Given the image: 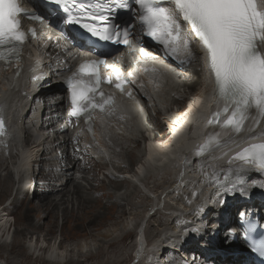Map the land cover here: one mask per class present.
Returning a JSON list of instances; mask_svg holds the SVG:
<instances>
[{"label":"bare ground","instance_id":"obj_1","mask_svg":"<svg viewBox=\"0 0 264 264\" xmlns=\"http://www.w3.org/2000/svg\"><path fill=\"white\" fill-rule=\"evenodd\" d=\"M201 56V53H198L196 57L197 63L194 66L192 73L187 72L185 74L186 76L183 77V81L180 80L183 85L179 87L178 93L181 91L185 93L184 89L187 88L191 91L198 92L202 97L208 94L209 77ZM155 74L156 78L152 77L148 89L149 87L159 88L162 85L167 87L174 86L173 78L170 74L163 70L156 71ZM27 79L28 86L25 85L23 88L19 84L14 87L15 92L12 102L10 101L8 104L0 105V119L3 120L6 125H9L10 121L12 126L15 128L21 127L22 125H33L39 126L40 129L44 131H48L52 128H55V131L52 134H48L47 136L44 134L42 136V140H35L32 142V147L29 148L26 153H24L17 163L14 162L15 165H18L14 170L20 173L23 172L24 168L26 167L28 159L36 160L35 163L37 166V170H35V172L33 171L32 175L28 174L25 179H23L20 183H17V186H19L17 187L15 194L16 200L23 203L25 201L31 203V201L36 200L37 202H34V204H41L40 206H31L29 204L28 207L31 211L38 209L40 214L37 217L47 220L46 223L41 225L30 223L34 230L40 232L42 231L41 233L45 235L44 237H39V239H41L45 245H47L46 242H48L46 235L53 232L55 223L53 214L55 216L56 212L62 211L63 218L66 220V223L71 222L70 217H72V219L76 222L72 227L73 229H79L82 226V228L85 227L86 230H89V227L92 225L98 226V230L94 233H86V239H84L82 242H75L65 247H61V244L56 247L55 243H53L51 247V244L48 243L45 251H48L47 254L49 257L55 259L58 257L66 258L69 256V264H83V250L84 248H90L92 244L97 252L95 255L86 257L87 260L93 258L95 260H100V263L102 264L128 263L131 260L128 250L130 251L132 246L127 247L123 245L124 238H120L122 236V231H124L136 220H140L141 217H143V215L147 212L150 201L148 200L149 202H146V206L143 209V207H137V205H135L133 202L134 196L137 192H131L129 190L128 192L124 191L122 194H119L123 186L127 183V181L122 178L107 177V183H104V179H100L99 177L101 171L104 170L103 164L93 159L90 154L91 149L94 148V143L87 139H83V137L78 134L73 135L72 131L70 132L64 128L63 124L66 120L65 102L60 96L58 90L54 88L45 90L46 86H49V83H41L40 81L37 83L38 86L33 87L31 85L32 81H29L30 78L27 77ZM38 88L41 91L38 94H35V90ZM4 97L5 90L2 89V91H0V103L4 101ZM54 97L56 98L51 99L50 101L48 100V98ZM198 115V118L194 119L192 122L196 126L202 124V119H200L202 116V111L199 112ZM186 116L187 115L182 117L181 120H183ZM181 120H177L176 123H179ZM254 121L255 122L251 125L253 130L250 133V138L261 139L264 141V112H255ZM57 123L59 124L57 125ZM173 126L174 124H169L170 128H173ZM154 127L155 126L153 124V126L151 125L149 129L153 131L156 128ZM242 137V134H240L227 139L219 151L205 152L200 163L194 164V173L190 174L188 179L192 180L193 182L196 178H199L201 174L204 176V178H207L205 176L207 174L204 168L217 163L219 164L220 161L218 162L217 159L219 158L220 154H223L227 150L229 151L239 146ZM10 139L13 140L12 145L14 148H16L17 145L15 137L10 136ZM96 139L101 142L100 135L96 134ZM198 141L199 137L196 131H194L190 136L188 143H186L184 140H181L179 146L175 150L172 146H167L163 153V162L165 164L168 163L170 158L174 157L175 153H178L179 151L183 152V154L187 153L192 146L198 143ZM56 150L57 152L60 151V154H58ZM12 159L13 155L11 153H6L5 151L2 153V156H0L1 197L7 193L9 184L14 183L11 170L8 166L10 165V160ZM128 160V164L118 168L119 171L129 170L131 168V163H133V160L132 158H129ZM228 167L232 173H236L238 169H243L246 171V174L238 176L235 179V175L223 172L219 175V179L211 184L214 189L210 192V194L206 196L205 193H202L199 196L201 198L199 202H205L206 207L213 214H216L221 210H225L226 207H239V200L251 197L257 193L254 188L258 187V183L256 181L252 183V178H254V176L249 173V168L244 166ZM156 169V165H151L150 173H153ZM75 173L80 174L79 180H77L75 177ZM183 175L184 171L179 169L177 176L181 177ZM248 177H251V179H248ZM38 181L47 183L48 185L40 187L37 183ZM77 181L86 183L89 188H82L80 183ZM167 183L168 180L166 178H162L156 190H159L161 185H167ZM246 183H249V185L252 183L253 189H249L246 186ZM14 186H16L15 183ZM185 186L186 185L181 187V189L178 191V195L173 199H170V197L166 199H170L172 205L184 203L186 200V194L185 189L182 188ZM93 193H95V195H93ZM138 197L140 198V196ZM94 198L97 199L95 200ZM106 198H108L109 202L103 203L104 199ZM73 200H75L77 203L76 213L73 210L67 211V207L64 206L65 204L67 205L68 202L71 203ZM160 202L161 200L159 199V203ZM102 203L106 204L107 208L111 211L117 209V217H115L113 213L111 217L106 218L104 216L103 210L106 207L103 206ZM172 205L170 209H173ZM97 210H99V212H97ZM242 210L243 209L240 211ZM80 211L83 214L82 216L79 214ZM263 214L264 213L262 212V215ZM165 216L166 214L164 213L163 216L160 215L158 218L153 217L150 220V224L152 222L158 223V228L152 226V228L156 230L157 233H150V237L160 236L163 232L162 230H166L167 234V230H172L177 226V217H170V221L167 222L168 224H165V219L163 218ZM26 218L28 221H31L32 216L29 212L26 213ZM189 221L192 223L187 229L191 230L194 236L199 237L201 244L206 245V239L208 236H210V232L205 229V219L195 217L193 219L190 218ZM6 223L7 221L0 217V241H2L4 238L5 232H3L2 229L5 227ZM227 224L228 222H226L225 225ZM67 229L69 228H66L64 225L62 226V229L59 228V232L65 234ZM224 237L228 238V235ZM227 238H224L225 242H227ZM179 239L180 238L167 239L162 242V245L160 242L156 243V253L153 252V257L148 259L147 263L142 264H200L197 260V254L199 253V250L197 251L193 246H189V248L187 247L186 250H190L194 256L193 254H190V256L188 255L186 258H182L179 256L177 248L174 249V253L167 256L166 251L163 249L165 244L171 243L172 245L179 247ZM219 244L221 243L218 242V245ZM34 246L35 250H37V239L34 242ZM121 246L124 248H121ZM42 247L44 246H41V249H43ZM155 249L156 248H154V251ZM231 249H234V247ZM241 250L242 246H240V251ZM40 251L41 250H39V252ZM223 256L224 257L218 256L211 259L217 261L213 262L215 264H219L218 261L220 260H222L220 264H230L231 259L236 257V254L232 252V254L226 253L223 254ZM71 257H75L76 259H71ZM242 257L245 259V255ZM8 259L9 258L2 260L0 258V264H13L11 261H8Z\"/></svg>","mask_w":264,"mask_h":264},{"label":"snow or ice","instance_id":"obj_2","mask_svg":"<svg viewBox=\"0 0 264 264\" xmlns=\"http://www.w3.org/2000/svg\"><path fill=\"white\" fill-rule=\"evenodd\" d=\"M56 2L60 3V0ZM139 2L141 6H145L151 4L152 0ZM171 2L174 5L172 9L146 7L142 22L147 26V37L167 49L169 43L162 37L171 36L173 31L179 33L180 24L177 20L182 17L189 25V34L194 36L206 51L219 92L230 97L236 109L232 118L227 119V124L239 127V122L234 124V120L236 114L242 111L241 106L246 110L254 105L257 110L264 112V54H261L264 50V13L257 11L254 0ZM127 4L128 0H108L105 7L101 0L94 4L92 0H72V8L66 5L64 11L68 13L69 23L81 25L92 35H100V32L98 27L90 25H107L104 27L103 39L131 48L128 27H122L115 21L116 11L126 8ZM73 8L76 9L75 12ZM20 13L17 0H0V46L24 40V33L19 30L20 22L17 19ZM84 16L90 19H82ZM2 59L4 54L0 52V60ZM97 63L99 62L82 64L80 72L96 75ZM116 86L120 87L119 84ZM83 87L80 81H70L68 84L71 114L74 117H79L81 109L86 106L83 103ZM78 89L81 90L78 92ZM88 102L91 103L90 100ZM227 110L228 106L225 104L224 111ZM218 115L219 112L216 113V116ZM2 128L3 120H0V129ZM251 155L264 165V145L260 146V151H254Z\"/></svg>","mask_w":264,"mask_h":264},{"label":"rangeland","instance_id":"obj_3","mask_svg":"<svg viewBox=\"0 0 264 264\" xmlns=\"http://www.w3.org/2000/svg\"><path fill=\"white\" fill-rule=\"evenodd\" d=\"M56 152H57V150H56ZM58 153L60 154V151H58ZM125 161L129 162L128 159H126ZM6 164H9V163H6ZM131 164H133V163H131ZM102 172H103V170L99 174L100 179H102L101 177H103ZM0 173H1V171H0ZM77 176H79V173H75L76 178H77ZM105 181H106V179H104L103 182L107 183V181L106 182ZM37 183L40 187H44V186L48 185L47 183H44L41 181H38ZM81 184H82V187H84V188L88 187L86 183H81ZM13 185H14V183L9 184V186L7 188V193L5 195H2V197L0 196V199H4L5 201L8 200L9 202H11V201L13 202V208L11 211L10 221L14 222V231L12 233V240H13L12 245L10 247L4 246L5 248L0 249V253H1L0 258L2 260L9 258L8 261H11L13 264H15V263H17V264H32L33 260L29 257V255L27 253L28 250H27L26 245L29 243L28 241H31L32 239H36L39 237H44L45 235L41 233L42 231L40 232V231L34 230L30 223L41 225L43 223H46L47 220H43L42 218L37 217L40 214L38 212V209L37 210L35 209L32 211L29 209V207H28L29 204L31 206H40L41 205L40 203L34 204V202L35 203L37 202L36 200L31 201V203H28L27 201H25L23 203V202H20L18 200H15V194H16L17 188ZM190 187H191V184H187L185 187L182 188V189H185V194H187ZM0 194H1V191H0ZM93 195H95V193H93ZM185 198H186V196H185ZM94 199L96 200L97 198H94ZM141 201H142L141 199H139L137 201V203H138L137 206L141 205V203H142ZM106 202H109L108 198L104 199V201H103V203H106ZM71 203L68 202L67 205L65 204L64 206L67 207L66 208L67 211L73 210L76 213L77 203L75 202V200H73ZM103 203H102V205L106 207L103 209L104 210V216L106 218H108V217H111L114 213L115 217H117L116 216V212H117L116 210L117 209L114 211H111L110 209L107 208L106 204H103ZM27 212H29L32 216L31 221H28V219L26 218ZM97 212H99V210H97ZM79 214H80V216L83 215L81 211L79 212ZM53 218L55 220L53 232L46 235L47 236L46 238L48 241L46 243H47V245H48V243H50L51 247H52L53 243L56 244L55 245L56 247H58V245H60V244H61V247H65V246H68V245L75 243V242H77V243L82 242L84 239H86V237H85L86 233H90V232L94 233L95 231L98 230V226H94V225L90 226L89 230H86L85 227L82 228V226L79 229H76V228L73 229L72 227L76 222L72 219V217H70L72 223L71 222L66 223V220H64V218H63L62 211L56 212L55 216L53 214ZM98 222H99V220H98ZM64 225L66 226V228H69L66 230L67 232L65 234L59 232V228L62 229V226H64ZM37 240H38L39 245H41L40 244L41 241H39V239H37ZM47 245L42 247L43 248L42 250H44L43 252H45V253H46L45 248L47 247ZM121 248H124V247L121 246ZM44 256H45V254L43 253L41 255V257L43 258ZM71 259H76V258L71 257ZM82 260H84V259H82ZM85 261L88 263H86ZM33 264H36V263H33ZM83 264H102V263H100V260H95L93 258H91L90 260H87L85 258Z\"/></svg>","mask_w":264,"mask_h":264}]
</instances>
